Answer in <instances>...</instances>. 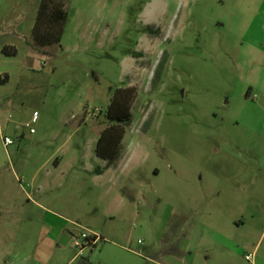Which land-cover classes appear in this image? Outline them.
Masks as SVG:
<instances>
[{"label": "rangeland", "instance_id": "1", "mask_svg": "<svg viewBox=\"0 0 264 264\" xmlns=\"http://www.w3.org/2000/svg\"><path fill=\"white\" fill-rule=\"evenodd\" d=\"M35 1L0 29V264H264V0H69L61 43L29 52Z\"/></svg>", "mask_w": 264, "mask_h": 264}, {"label": "trees", "instance_id": "2", "mask_svg": "<svg viewBox=\"0 0 264 264\" xmlns=\"http://www.w3.org/2000/svg\"><path fill=\"white\" fill-rule=\"evenodd\" d=\"M68 16L69 0H40L31 40L28 42L40 50L60 44ZM2 53L11 56L16 55L18 50L14 46L5 45ZM9 78L7 72L0 74V84L7 83ZM136 92L134 87L117 89L112 98L106 115L112 124L101 133L95 150L97 157L106 164L96 168L97 174L116 164L123 155L122 143L126 136V126L131 120V101L137 96Z\"/></svg>", "mask_w": 264, "mask_h": 264}, {"label": "crops", "instance_id": "3", "mask_svg": "<svg viewBox=\"0 0 264 264\" xmlns=\"http://www.w3.org/2000/svg\"><path fill=\"white\" fill-rule=\"evenodd\" d=\"M32 1H35V0H20V3H17L16 5H13L11 6L10 10L7 9V6H5L4 4H0V29L6 25V24H9V23H12L13 21H16V20H19L20 18L24 17V13L26 11H28L29 9V6L31 4ZM40 0H38L37 3H39ZM36 1L34 2V5H35ZM33 5V6H34ZM12 12H16L15 15H12L11 13ZM35 19H36V16H35ZM35 21V20H34ZM19 38L20 39H25L26 41V45H27V50L29 52H40V51H43V49H37L35 48L32 44H30V41L31 40V37L30 36H25L24 34H19ZM8 43V42H7ZM6 45V42L0 44V61L3 60V53H2V49L3 47ZM28 52V53H29ZM256 98V97H255ZM97 156V155H96ZM98 158V157H97ZM100 159V158H99ZM102 160V159H100ZM103 161V164L105 165V161ZM116 164H114L113 166H115ZM113 166H111L110 168H112ZM110 168H107L105 169L101 174H104L107 170H109ZM96 170V169H95ZM101 174H98V175H101ZM243 223V221L241 220L240 221V224ZM239 224V225H240ZM190 250V248H187L186 249V252L188 253ZM76 258V256H74L73 258H71L69 260V263L72 261H74V259Z\"/></svg>", "mask_w": 264, "mask_h": 264}, {"label": "built area", "instance_id": "4", "mask_svg": "<svg viewBox=\"0 0 264 264\" xmlns=\"http://www.w3.org/2000/svg\"><path fill=\"white\" fill-rule=\"evenodd\" d=\"M37 118V112L34 113L33 121H35ZM5 144L10 145L12 143V140L8 137L5 138ZM97 244V238L91 237L86 234H81L78 237H75V241L73 243V246L76 248H81L82 251L87 250V249H94V245ZM247 260H252L253 255H247L246 256Z\"/></svg>", "mask_w": 264, "mask_h": 264}]
</instances>
